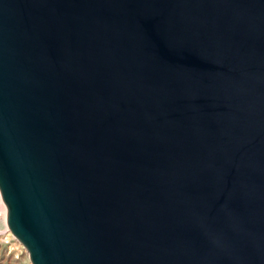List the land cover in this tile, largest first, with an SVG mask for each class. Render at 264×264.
Instances as JSON below:
<instances>
[{"label":"water","instance_id":"1","mask_svg":"<svg viewBox=\"0 0 264 264\" xmlns=\"http://www.w3.org/2000/svg\"><path fill=\"white\" fill-rule=\"evenodd\" d=\"M0 192L33 264H264V0H0Z\"/></svg>","mask_w":264,"mask_h":264},{"label":"rangeland","instance_id":"2","mask_svg":"<svg viewBox=\"0 0 264 264\" xmlns=\"http://www.w3.org/2000/svg\"><path fill=\"white\" fill-rule=\"evenodd\" d=\"M5 205L0 192V264H33L28 249L7 225Z\"/></svg>","mask_w":264,"mask_h":264},{"label":"bare ground","instance_id":"3","mask_svg":"<svg viewBox=\"0 0 264 264\" xmlns=\"http://www.w3.org/2000/svg\"><path fill=\"white\" fill-rule=\"evenodd\" d=\"M5 216H6V220H7V217H8V212H7V207L5 205ZM7 222V221H6ZM25 247V246H24ZM26 248V247H25ZM33 263V262H32Z\"/></svg>","mask_w":264,"mask_h":264}]
</instances>
